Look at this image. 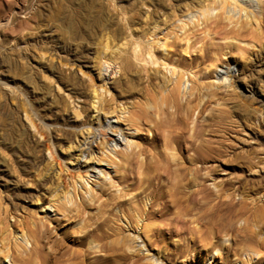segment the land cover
Wrapping results in <instances>:
<instances>
[{"label":"rangeland","instance_id":"obj_1","mask_svg":"<svg viewBox=\"0 0 264 264\" xmlns=\"http://www.w3.org/2000/svg\"><path fill=\"white\" fill-rule=\"evenodd\" d=\"M230 3L232 9L236 6L235 15H229L228 8L213 19L219 12L214 9L204 21L200 11L219 7L224 0H0V246L5 242L4 250L15 242L31 246L30 240L25 243L29 232L23 223L10 226L11 232L5 230L6 222L13 223L15 217H41L58 237L78 227L83 217H71L69 227L57 220L63 214L52 199L61 201L63 192H70L66 195L73 201L84 195L90 204L84 216L95 212L107 193L125 192V198L131 197V186L142 176L141 161L146 154L157 156L162 148L173 163L199 167L193 187L201 189V199L183 210L182 217L189 228L185 236L204 239L193 244L167 233V240L148 241L144 228L151 227L150 234L156 231L164 223L160 217L143 215L139 227L136 222L129 227L130 211L139 215V207L151 206L149 189L140 203H111L124 235L138 240L142 256H149L153 264H264V27L250 10V15L245 8L240 11L245 7L242 0ZM252 3L255 10L264 7V0ZM151 7L155 15L149 18ZM241 25L246 26L243 31ZM152 34L157 41L150 53L162 62L165 45L174 49L178 44L169 63L159 70L160 93L144 91V82L134 73L129 74V84L119 78L122 55L140 42H150ZM227 43L232 46L219 47ZM205 49L210 59L200 63L197 57L189 64L190 56ZM179 53L187 58L182 63L176 60ZM180 74L182 86L172 94ZM95 94L99 97L93 104ZM105 96L112 98L115 112L98 110V100ZM155 124H161L165 136L150 145L154 132L149 128ZM112 128L119 132L115 141L104 135ZM143 147L146 153H139ZM132 149L139 151V160L134 158L127 167L122 153ZM102 156L106 157L99 162ZM79 172L87 178L77 183L75 191L76 177L71 175ZM125 173L127 181L121 179ZM59 174L63 180L71 177L70 182L58 185ZM100 188L106 193L97 199ZM157 206L156 202L155 208L161 205ZM224 214L230 216L225 219ZM173 215L175 209L166 217ZM97 243L85 246L96 248ZM66 244L71 252L85 247L72 239ZM177 244L184 255L173 259L170 252L177 250ZM118 262L99 264H123ZM0 264H12L10 255L3 256Z\"/></svg>","mask_w":264,"mask_h":264},{"label":"bare ground","instance_id":"obj_2","mask_svg":"<svg viewBox=\"0 0 264 264\" xmlns=\"http://www.w3.org/2000/svg\"><path fill=\"white\" fill-rule=\"evenodd\" d=\"M242 1L245 3V7L241 6L240 11L243 10V8H245V9H247L248 15H250V13L248 12V10H250L251 15L256 16L257 19L259 20V23L263 24V27H264V7L258 11V10H255V8H252L253 7L252 0H242ZM231 5L232 4L230 3V0H224L223 5H221L219 7L210 6V7H206L205 9L203 8V10L200 11V14L204 16V21H208L210 19V17L208 16V14L210 13L209 12L210 10L217 9V11H219L216 13L215 16H213V19H216L220 15L223 16V13H225V11L229 8L227 11H228L229 15L232 13L231 15L233 16V15H235L234 13L236 10L235 9L236 6L234 5L233 6L234 9H232ZM148 7H150V6H148ZM154 11H155V8L151 7L150 12L148 14L149 18H152L155 15ZM205 11H206V14H205ZM229 18H231V17H229ZM245 27L246 26L241 25V27L239 29L243 31V29ZM238 32H240V31H238ZM226 34L228 35V33H226ZM226 34H225V36H226ZM233 34H239V33H233ZM151 36H153V39L150 42H143V43L140 42L137 44V46H135V48L132 52H129V53L127 52V54L125 52V54L122 55L121 60H120L119 65H118L119 66V72H120L119 78H122L124 80L123 82L129 84V81H130L129 76H131L134 73L137 76H139L140 80H142L144 82V86H142L144 91L151 92L152 90H158L157 92L160 93L163 89L161 88V83L156 81V79H158L159 76H161L159 70L163 69L164 66L167 65V63H169L170 59L172 58V56L176 53V51L178 49L177 48L178 44L174 43V47H175L174 49L168 48L167 44L165 45V49L167 51L164 55V60H163L164 62H162V61L158 60V58H155L154 55L150 53V51L155 48L154 43L157 41L155 34H152ZM212 42H214V41H212ZM212 42L210 41L209 44H213ZM223 46L231 47L232 43H227L226 45H219V47H221V48ZM178 52H180V51L178 50ZM197 57L201 58L200 63H202L203 61L210 59L211 54H210L208 49H205L202 54H196L195 53L189 57V59H188L189 64H194L196 62ZM180 59H182V61H181V63H182L187 58L184 55H182L181 53H179V56L177 57L176 60H179V62H180ZM166 60H167V62H166ZM216 60H218V59H216ZM105 61L107 62L108 60H105ZM137 64H139V66H137ZM226 73L228 75L231 74V72L229 70H226ZM129 74H131V75H129ZM174 74H175V72L173 70L172 75H174ZM193 75H197V74L193 73ZM182 78H183L182 75L180 77H177L175 90H173V88L170 89L172 94L174 92H177L176 90H178L180 88V86H182V82H183ZM121 82H122V80H121ZM162 84L164 85V87L166 89L167 85L165 83H162ZM166 90H168V89H166ZM98 97H99L98 95H96V94L94 95L93 100H92L93 104H96L95 99ZM112 102H113L112 98H108L105 96L103 99L98 100L99 104H98V107L97 106L96 107L98 108V110H102V111L111 110L110 112L113 113L116 111V108H113ZM196 106L197 105H195V107ZM193 111H194V109L192 107L191 110L188 111V117H190L192 115ZM131 125H132V123H131ZM113 128L111 129L110 132L105 131L106 134H104V135H105L106 139H111L112 141L113 140L115 141L116 138L119 139V137H118L119 132H118V130H115ZM149 129L154 132V133H152V137L149 140L150 145H151V143L153 144L156 141L164 140L163 137L165 135H164V130L161 127V124L160 125L155 124L152 127H150ZM121 134H122V132H121ZM124 134L125 133H123V136H124ZM126 135H127V133H126ZM179 140H181V139H179ZM163 145L167 146L168 143L165 141L163 143ZM138 146L140 147L141 145L138 144ZM139 151H141V152H139ZM139 151L132 149L130 152H128V151L123 152L122 156H123L124 162H122V163L123 164L125 163L127 165V167H129V165L132 164L134 158L136 159L140 156V154H138L137 152L146 153L145 152L146 149H144V147L139 148ZM155 156H156V154L153 156H151V154H150V156L146 154L144 157V160L141 161L142 162L141 166H143L142 176L139 178V181H138L139 184H137L136 182H132L133 184L134 183H136V184H134V187L131 186V189L129 190L130 193L132 194L131 197L125 198L126 197L125 192L120 193V194L107 193L106 197L104 199H101V202H99V205L96 208L97 210L93 213H88L87 216H84V214H85L84 211L86 210V208L90 207V204L87 202L84 195H81L80 201H75V200L73 201V198H71V196L69 197L68 195H66L67 193H70V192H65V193L63 192L62 196L60 195L62 197L61 201L59 200V198L52 199L53 202H55L54 200L57 201V203L52 202L53 207H55L58 212H61L63 214V216L57 220L64 223L63 225H66V227H69V225L71 224V221H70L71 217H74V218L78 217V216L83 217V221L81 222V224L78 227H76L73 231L72 230L70 231V229H69L64 233H61L60 236L58 237L57 234L52 231V226L46 220H42L41 217L36 218L35 216H34L35 218H33V219L32 218H27V219L25 218L23 220H19V219H17V217H15V221L13 223H9V221L6 222V225H4L5 226L4 228H5V230H8L7 232L12 231L10 226L19 225L20 223H23L24 226L27 228L29 233L27 234L26 239H25L24 234L22 236L26 240L25 243L28 242V240H30L31 246L28 247L24 243L22 244L20 242H15V244L13 243L14 245L11 243V245H8L7 248H5L6 250H4L3 245H6V244H4L5 243L4 242V243H2L3 245L0 246V261L3 260V256L10 255V260H11L12 264H18V263L19 264H28V263H31V264H99V263H106V262H111V261H115V260H116V262L119 261L123 264H153L152 260H151V258H149V256L144 255V254L142 256V254L140 253L141 246H140V243L138 242V240L135 237L134 238L131 237L129 234L124 235V227H122L118 223L119 217H117V214L114 212L113 206H111V203H113L114 200H115L116 204H121V205H124L128 201L140 203L141 199L143 198V194L146 193L147 190H149V189H150L149 193L151 195H153L151 206L146 210H144V208H142V206H141V208L139 207V211H138L139 215H137L136 213H132L133 211L132 212L130 211V213L127 215L129 227H131V228L135 227V222L137 224L136 228H137V226L139 227L140 226L138 224L139 219L143 215L145 216V218L160 217V218H163L162 221H164V223L157 226L156 231H154L150 234L149 229L151 227L147 228V226H146L144 228V233L146 234L145 236L148 239V241L161 242V241L167 240L168 239V236H166L167 233L170 236L180 235L182 237V239L184 238L185 240H187L188 242H191L193 244H197L199 241H202L204 238H202L201 236H194V237L185 236V234L187 232H189V228L185 226L186 222L184 223L185 219L182 217L183 216V214H182L183 210L185 211L187 209V211H188V208H190L191 206H195L196 203H198V201H200V199H201V189L199 187H193V186L197 185V182H198L197 174L200 171L199 167H197V166L192 167L191 165H185V164H181L179 162L173 163V161H172L173 159L171 160V156L167 152L162 150V148H161V150L159 149V152H157V156L156 157ZM105 157L106 156L100 157L98 159V161L100 162V161L104 160ZM192 158L195 159L196 156L192 155ZM110 159H112V158H110ZM136 160H139V159H136ZM139 167H140V164H139ZM131 168H133V167H131ZM63 169H61V172H59V173H63ZM118 172H119V170H118ZM69 173H70V171H69ZM73 173L71 176L74 178L76 177V178H75V182L74 183L72 182V184H73V189L76 191L77 183L78 182L82 183L81 180H85L84 178H87L86 177L87 175L85 176L81 172H79L78 174H75V175ZM191 174H193L192 177H191ZM60 176H61V174H59L57 176L58 177L57 178L58 185H61L62 181L70 182L71 177H70V179L66 178L67 180H63L62 177L60 179ZM127 176H128V174L125 173L121 177V179L123 181H127V179H128ZM43 180H45V179H43ZM86 180H88V179H86ZM108 189H109V187H108ZM97 191H98V192H96V193H98V197H96L97 199H100L101 197H103L102 195H104L106 193V189H103V188H100ZM93 193L94 192H92L91 194H93ZM91 201H93V199H91ZM156 202H157L158 206L161 205L160 208L154 207V204ZM230 202H231V200H230ZM68 204H70V205H68ZM222 206L221 207L219 206V207H220V209L222 208V210H223ZM75 207H76V211H74ZM172 209H175L176 215L175 216L173 215L174 218H172V217L167 218L166 215L170 214V211ZM212 209H214V208H212ZM229 209H230V207L228 205L226 210H229ZM72 211H74L75 213L71 214ZM229 214L232 216L233 211L229 212ZM229 214H224V218L225 219L228 218L230 216ZM213 219H215V218H213ZM220 219H222L221 225L223 226L224 225V219H223L222 215H221ZM213 226H215V225H213ZM215 228L218 229V226ZM221 229H222L221 227H220V229H218V230H220L219 233L221 232ZM197 230H199V229H197ZM192 231H196V230L192 229ZM73 232L76 233V235L75 234L71 235ZM192 233H194V232H192ZM200 233H202V230ZM197 234H194V235H197ZM209 234H211V233H209ZM211 237L209 240H212ZM146 238H145V240L143 239L144 240L143 245H144V243L146 244ZM67 239H72L73 242L76 243L78 246H85L87 244V242H88V244H91L93 241H96L98 243H97L96 248H95V246H89L88 245V246H85L84 248H82V247L77 248V249L73 248L74 250L71 252L70 251L71 246L69 245L70 246L69 247L66 244ZM0 241H2V240H0ZM47 244H50V247L48 249H46ZM203 246H205V245H203ZM207 246L210 247L209 244ZM175 248L177 250H172L170 252V256L173 259L175 258L176 254L180 253V255H182L184 252V248L181 247V245H179V244H177ZM24 251L26 252L25 255L22 253ZM97 251L100 253L102 251H104L106 253L102 252L101 254L99 253V254L92 255L93 253H96Z\"/></svg>","mask_w":264,"mask_h":264}]
</instances>
